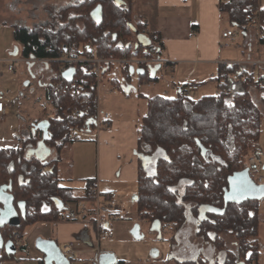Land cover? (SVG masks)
I'll use <instances>...</instances> for the list:
<instances>
[{"label": "trees", "instance_id": "16d2710c", "mask_svg": "<svg viewBox=\"0 0 264 264\" xmlns=\"http://www.w3.org/2000/svg\"><path fill=\"white\" fill-rule=\"evenodd\" d=\"M250 1L227 0L224 3L228 19L238 28L250 22L245 12ZM96 8L100 9L98 20L93 16ZM132 11V0H70L52 6L39 25L12 24V37L19 44L21 55L37 58L54 57L61 51L79 56L88 48L105 56L151 55L141 44L135 51L127 46L133 41L131 27L134 26L150 39V47L153 44L162 47L158 33L146 31L144 23H132ZM259 19L262 29L259 44L264 45V7ZM120 41L126 46L121 47ZM129 67L124 65L122 78L112 79L111 85L124 91L131 80ZM55 69L53 64L52 70ZM75 70L77 78H84L78 64ZM244 72V66L239 63H219L213 77L217 94L191 99L184 95V86H181L172 98L160 94L147 97L136 152L155 159L151 171L139 160L134 201L138 218L160 220L177 230L185 218L183 205H194V210L201 205L223 206L227 177L247 167L246 157L258 149L261 132L259 107L251 100L247 85L235 84ZM145 75L138 74V77ZM150 79L155 78L150 75ZM54 80L60 77L52 75L45 84V98L54 111L52 117L42 120L47 123V136L43 139L41 135H31L23 143L36 146L43 140L58 154L71 142L68 140L71 129H83L89 122L95 94L85 80L84 88L77 95L57 93L50 87ZM74 108L78 109V114L74 113ZM58 161V155L54 159H40L27 155L23 147H0V185L11 182L14 203H25V217L20 219L19 226L0 228L4 241L12 239L14 230L23 236L24 229L34 223L59 221L67 203L79 199L72 188L59 185ZM18 175H22L25 182L22 186L17 182ZM90 186L87 183V198H90ZM257 201L228 203L223 214L212 215L198 226L204 239L209 238L207 233H212L210 243L216 250L226 253L228 260L223 264H237L240 260L244 264L258 262L261 248L257 238L260 222ZM222 234L233 238L234 250L226 249ZM14 257L4 252L0 260ZM118 264L125 263L118 260ZM178 264L196 262L182 260Z\"/></svg>", "mask_w": 264, "mask_h": 264}, {"label": "rangeland", "instance_id": "374dc122", "mask_svg": "<svg viewBox=\"0 0 264 264\" xmlns=\"http://www.w3.org/2000/svg\"><path fill=\"white\" fill-rule=\"evenodd\" d=\"M69 1L70 0H12L10 1V7L13 8V10L7 13L5 19L8 21L12 20L13 16L16 14L17 16H20V18H23L22 20L28 27H33L42 23L40 19L44 16L41 11L45 6L49 4L59 6ZM3 4H5L4 1ZM259 4L264 6V0H259ZM154 5H156V0H132V12L134 15L131 19L132 23L134 25L137 24L138 21L135 16L143 13V10H147L148 7L149 11L147 12H153ZM42 6L44 7L42 8ZM19 24L24 25L22 23ZM249 24L245 23L243 27ZM252 27L254 30L250 33L249 39H246L245 44L248 41L255 43L254 48L257 50V43H259V36L261 33L254 24ZM138 33L142 34V32L137 31V34ZM136 40L137 38L133 33V42ZM243 42V36L238 31L236 37L230 40V43L227 42L228 46L223 49L222 56L224 58H239L243 56ZM14 45L19 46L12 37V28L9 25L0 23V59L8 58V52L13 49ZM153 45L155 46V44ZM245 48L246 45H244V49ZM8 65L9 64L7 63L0 65V92L2 90L9 91V96L6 102L9 111L3 116V119L0 120V139H19L23 141L31 135H41L43 138V135L45 134L43 131L39 130L40 123L44 119L46 112L51 110V106L45 98L44 84L49 81V78L52 76V71L49 67L41 64H33L28 67L29 65L25 66L24 64L19 63L17 64V70L14 73L7 70ZM122 67V65H112L103 75V88L99 92V107L102 110L109 109L110 111L130 112L134 115L136 113L140 114L145 109L144 98L156 94L172 98L177 95V91L172 89L171 84L181 83V81L187 77L179 75L182 80L178 77L173 79L172 72L169 69L164 70L162 68L158 79H150L149 70H147L146 75L142 78H139L136 73H132L129 83L131 86L129 89L130 92L126 95L121 89L110 83L112 79L120 80L122 78ZM199 73L203 74V76H201L203 78V83L197 81L200 83L199 88L197 90L189 91L188 97L196 99L202 95L217 94V85L212 79L217 74V66L216 68H213L211 65L199 66L194 75L188 77V80L196 79V75H199ZM235 84L240 85L239 87H244L242 86L243 84L241 80H235ZM108 87L113 89V92L110 95L103 92V89H107ZM245 87L248 88L251 100L259 107L262 115L258 149L254 153L247 155L246 166H249L251 162L256 163L258 167L257 176L261 177L264 183V90L255 89L248 85ZM139 93H143L145 97L141 98L138 96ZM95 136L96 134L93 131L80 133L78 134L77 139L66 144L64 150L68 151L69 146L75 142H85L84 140L94 141ZM79 163L80 159L77 158L76 164L79 165ZM65 164L66 160H63L62 165ZM150 167H152V165ZM79 173H81L79 175L86 174L93 176L95 173V166L89 161L85 164L83 172L80 171ZM82 184H84L82 181L74 182V185L81 186ZM122 188H125L124 190L126 194L117 198V222L120 221V223H124L123 229L112 232V228L110 227V236L102 241L99 246L96 244V253L103 251L113 252L117 260L122 261L125 264H178L176 258H189L190 260L192 257V250L190 249H198L197 246L199 244L201 246L204 245L201 239H195L193 237V225L191 224H189V226L187 225L186 227L188 229L184 231L186 240L182 238L181 233L177 236L179 239H176L175 233H173L172 224H164L161 236L158 238L156 232L150 229V222L148 220H141L137 217L136 205L133 200V197L135 196L133 191H135L136 188L133 185L122 186ZM257 204L260 221L257 238L260 242L261 254L256 264H264V198L259 199ZM67 205L69 208H72L73 204L69 202ZM135 223L140 225L141 234L143 235L140 239H134L129 236L130 229ZM53 231L54 227L52 228V226L46 224L43 227L42 233L44 237H50ZM81 232L83 234H80L78 239H74L71 242H74V245H76L78 241H90L92 243L91 231L88 224L86 225L85 230ZM26 233L27 229L24 231V236ZM40 237L43 238L39 235L36 236L35 233L31 234L27 238L28 250L16 251L15 257L12 261L1 262L0 260V264H39L40 256L38 254L40 253L35 247V241ZM227 240V248L233 250V238L228 236ZM58 243V245L62 247L64 242L58 241ZM91 246H93V243ZM203 247L205 249V246ZM204 252L208 258L213 257L216 254V250L210 247L206 248ZM65 254L70 258L68 252H65ZM70 262L71 264H97L95 254L90 252H87L86 254L77 253L75 257L70 258Z\"/></svg>", "mask_w": 264, "mask_h": 264}, {"label": "crops", "instance_id": "0c3cea01", "mask_svg": "<svg viewBox=\"0 0 264 264\" xmlns=\"http://www.w3.org/2000/svg\"><path fill=\"white\" fill-rule=\"evenodd\" d=\"M3 1L5 4H3ZM10 1L12 0H0V23L9 25L11 28L12 24L16 23H22L27 26L22 20L23 18H20V16H17L16 14L13 16L12 20L8 21L5 19L7 13L13 10V8L10 7ZM226 1L227 0H156L153 12H147L149 11L148 7L147 10H143V13L135 16L138 22L144 23L143 26L146 31L159 34L162 47L160 48L158 45L155 46L159 49L160 58L165 60L171 67L170 71L172 72V78L174 79L175 77H178L182 80L179 75L187 76L186 79L181 81V83L171 84L172 89L176 90L177 93L180 91L179 88L181 86H184L185 88L187 84H195L197 89L199 88V84L203 83V78L201 77L203 74L199 73V75H196V79L188 80V77L193 76L199 66L211 65L213 68H216L219 63H240L244 59L253 58L258 55L264 58V45L257 43L256 50V48H254L255 43L248 41L245 44L246 39H249L250 33L254 30L252 27L253 24L248 22V24L250 23L249 25H246L243 28H238L235 24L231 23L224 10V3ZM52 6L53 4H49L45 7L42 6V8H44L41 12L44 17L40 19L41 22L46 19L48 10H50ZM261 7L264 6L261 5ZM232 28L239 31L243 36L244 42L242 52L244 57L224 58L222 56L224 48L221 47V44L225 42L230 43V40L234 38L224 40L221 37V34L223 31ZM142 34L145 35L144 33ZM244 45H246L245 49ZM15 48L19 49V46L14 45L13 49L8 52L9 56ZM17 53H19V51ZM3 59L5 58L0 60ZM1 64L3 63L0 61V65ZM32 65L33 64H29L28 67ZM159 73V70H157L154 75L155 79H158L160 75ZM107 89H104L103 92L110 95L113 91L106 93L105 90ZM123 92L128 95L130 90L128 92ZM138 96L141 98L145 97L143 93H139ZM147 97L143 100L145 101V109L140 114L136 113L134 115L130 112L110 111L109 109H105L110 115V125L109 127L100 130L96 134L94 141L84 140L85 142H75L69 146L68 151L64 150L65 145L58 154L54 148L45 147L43 150V153L45 154L44 159H54L58 155L59 161L57 174L59 185L72 188L73 194L79 198L78 200L86 198V182L91 184V186L96 183L98 190L101 193L109 190L115 191L117 193V198L126 194L124 189L127 187L122 188V186L133 185L137 190L138 165L140 159L138 158L136 149L138 145L140 121L146 113ZM8 111L9 107H7V112ZM0 147H23L25 153L29 156H36L32 150L38 148L37 145L31 146L29 144H24L23 141L19 139H0ZM77 158L80 159L79 165L76 164ZM63 160H66L65 165H62ZM89 161L95 166L94 177L86 174L79 175L81 174L79 172H83L85 164ZM81 181L84 183L81 186L74 185V182ZM136 190L133 191L135 195ZM65 207H68V205ZM46 224H49L52 228L54 227V231L50 237H44L42 233L43 227ZM123 225L124 223H120V221L117 222L116 220L109 223V228H112V232H116L123 229ZM85 228L86 224L82 221L63 220L62 218L56 222H37L25 228L27 229V233L25 236L23 234V248L28 250L27 238L33 233H35L36 236H42L44 239H53L57 244H59L58 241L64 242V246L69 243L68 241L71 242L74 239H78L80 234H83L81 231H84ZM91 236L93 246H91L92 243L90 241H78V243L74 245L76 254H86L87 252H90L95 254L96 257L97 242L95 241L92 232ZM129 236H131V234ZM97 246H99V244H97ZM204 246L205 248H212V245L209 242L204 243ZM62 247L60 246V248ZM197 250L198 249H194L192 255H194ZM3 251V249H0V257L3 255ZM38 255L40 256V264L43 259V254L40 253ZM182 259L189 260V258ZM12 260L13 259H6L1 260V262Z\"/></svg>", "mask_w": 264, "mask_h": 264}, {"label": "built area", "instance_id": "2783aa9c", "mask_svg": "<svg viewBox=\"0 0 264 264\" xmlns=\"http://www.w3.org/2000/svg\"><path fill=\"white\" fill-rule=\"evenodd\" d=\"M261 5L259 0H251L247 3L245 12L246 19L250 20L253 23L260 33H262L259 12L261 10ZM238 34L236 29H227L222 32L221 37L226 40L228 38H235ZM119 44L121 47L126 45L120 41ZM136 50L139 48V44L136 45L135 42H131L127 45ZM228 44L225 42L221 44L222 48L227 47ZM150 48V49H149ZM145 52H150L151 55L143 54L137 56L131 54L129 56L123 55L120 57H115L112 55L105 56L97 54L93 48H88L85 53L79 56L67 55L64 52H59V55L52 57H32V56H23L20 53L16 55H10L8 58L0 60L2 63L9 64L7 70L11 72H16L17 64L22 63L25 66L29 64H41L47 66L51 69V74L54 76L60 77V80H54L50 83V87L57 93L77 95L83 88V80L87 82L90 89L95 94L94 111L89 122L83 129L72 128L71 132L68 135V140L73 141L78 138V134L84 133L85 131H93L97 134L100 130H103L110 125V115L107 111L100 109L99 107V92L103 88V75L107 68L112 65H130L136 68H149L156 65H160L159 72L162 69H169L171 67L169 64L160 58L159 49L157 46H143ZM50 52H53L54 49H49ZM56 65V69L52 70V65ZM78 64L82 69V76L84 78L76 77L75 65ZM239 64L243 65L245 72L242 74L240 80L242 84L251 86L255 89L264 90V58L261 56H255L253 58H247L242 60ZM73 67L74 73L72 75L71 81H66L62 78V73L68 68ZM76 78L75 81H73ZM197 89L195 84H187L183 89L184 95L188 96V92L191 90ZM104 90V89H103ZM112 88L105 90L106 93L112 92ZM9 96L8 90H2L0 92V120L3 119V116L7 113V98ZM74 113L78 114V109L74 108ZM54 111L51 110L46 112L45 117H52ZM248 167L249 175L257 183H262V178L257 176L258 167L256 163L251 162ZM118 199L117 193L113 190L101 193L98 190L96 183H94L90 188V198L80 199L76 202H73L72 208L65 207L61 218L63 220L70 221H82L90 227V230L94 236L97 244H100L102 241L106 240L110 236L109 223L116 221L118 218ZM145 213V211H144ZM13 244L16 248V251H22L24 246V237L18 231H12ZM61 250L68 252L70 258L75 257V246L74 242H69L65 244ZM66 255V254H65ZM67 256V255H66ZM68 257V256H67ZM69 258V257H68ZM69 258V259H70Z\"/></svg>", "mask_w": 264, "mask_h": 264}, {"label": "water", "instance_id": "95a60500", "mask_svg": "<svg viewBox=\"0 0 264 264\" xmlns=\"http://www.w3.org/2000/svg\"><path fill=\"white\" fill-rule=\"evenodd\" d=\"M120 3V1H118ZM93 16L98 20L100 17V9L96 8L93 10ZM132 31L135 34L137 40L136 45L141 44L143 46L150 45V39L143 34H137V29L132 26ZM18 49L15 48L11 55H16ZM150 68V75L154 77L157 70H159L160 65H156ZM129 72L136 73L137 75H143L145 73L144 68H134L129 67ZM74 73V68L70 67L62 73V78L66 81H71L72 75ZM131 88L130 84L124 87V91L128 92ZM47 123L42 121L40 123V130L43 131V139L46 138ZM37 149L32 150L35 153V157L44 159L45 154L43 150L47 147L43 140L37 143ZM142 166L145 168L147 163L151 161L148 156L141 155L137 153ZM17 182L20 186L24 185L22 175H18ZM264 198V183H257L249 175L248 167L240 171H235L227 177V186L223 189V203L224 207L228 203L240 204L246 200H259ZM136 195L133 197L135 201ZM25 217V203L23 201H18L14 203V197L11 193V182L8 184L0 185V228L5 225L10 227H17L20 224V219ZM152 231L158 232L157 237L160 238V222L159 220H154L150 228ZM131 236L134 239H140L143 237L140 231V225L135 223L130 229ZM36 249L43 254V264H71L70 259L64 254L60 246L53 239L37 238L35 241ZM0 249H3L5 254L8 256L15 255L16 248L11 239L4 241L0 233ZM156 253V252H154ZM97 264H118V260L113 252H99L95 257ZM237 264H244L239 262Z\"/></svg>", "mask_w": 264, "mask_h": 264}, {"label": "flooded vegetation", "instance_id": "af4514ba", "mask_svg": "<svg viewBox=\"0 0 264 264\" xmlns=\"http://www.w3.org/2000/svg\"><path fill=\"white\" fill-rule=\"evenodd\" d=\"M144 70H145V73H146L147 70L150 71V68H144ZM154 159H155V157H153L152 160L149 163H147V165H146L147 166L146 167L147 170H148V168L151 165H152V167H150L149 171L152 170L153 164H154ZM183 206H184V212H185L184 221L179 226V228L177 230H174V228H173V233H175L176 239H179L177 236L180 235V233H181L182 238L185 239L186 235H185L184 231L186 229H188L186 226L187 225L189 226V224H191V225H193V237L195 239H201L203 244L206 243V242L210 243L209 240L213 237V234L212 233H207L209 238L204 239V235L199 233L200 230L198 229V226L200 225V223L202 221L210 219V217L212 215L223 214V212H224V210H225L227 205L225 207H224V203H223L222 207H218V206H215L213 204L201 205V206H196L195 207L196 210H194V208H193L194 205H183ZM141 220H148L150 222V228L152 226V222L154 221V220H149L148 218H144V217ZM159 222H160V236H161L162 227H163L164 223H162L160 220H159ZM140 231H141V229H140ZM156 234L158 235V232H156ZM220 236L222 237V239H223V241L225 243L226 249H228L227 248V241H228L227 238L230 235L229 234H222ZM210 244L212 245V243H210ZM203 246H201L199 244V247H197L198 248L197 252L194 255H192V257L190 258V260L195 261L196 264H199V262H200V264H223L225 261L228 260V258L226 257V253L224 251L216 250L213 247V245H212V248L216 250V254L213 257L208 258V256L204 252L205 250H204ZM234 248H235V244H234ZM192 253H193V249H192ZM176 260H177V263H178V262H181L183 259L182 258H176ZM198 260H199V262H198ZM239 262H243V261L240 260Z\"/></svg>", "mask_w": 264, "mask_h": 264}]
</instances>
